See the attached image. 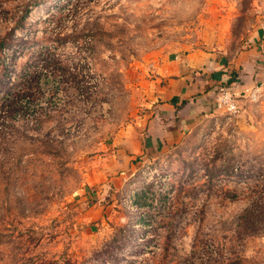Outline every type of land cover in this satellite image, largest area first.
Masks as SVG:
<instances>
[{"label": "rangeland", "instance_id": "374dc122", "mask_svg": "<svg viewBox=\"0 0 264 264\" xmlns=\"http://www.w3.org/2000/svg\"><path fill=\"white\" fill-rule=\"evenodd\" d=\"M259 23L264 0H0V264H264V87L86 185L165 62Z\"/></svg>", "mask_w": 264, "mask_h": 264}, {"label": "crops", "instance_id": "0c3cea01", "mask_svg": "<svg viewBox=\"0 0 264 264\" xmlns=\"http://www.w3.org/2000/svg\"><path fill=\"white\" fill-rule=\"evenodd\" d=\"M148 95L144 112L116 137L109 158L113 173L94 170L86 179L92 186L112 174L121 179L129 170L153 160L168 147L182 144L216 111L220 87L239 101L264 87V24L255 26L246 47L230 56L196 49L168 60Z\"/></svg>", "mask_w": 264, "mask_h": 264}, {"label": "built area", "instance_id": "2783aa9c", "mask_svg": "<svg viewBox=\"0 0 264 264\" xmlns=\"http://www.w3.org/2000/svg\"><path fill=\"white\" fill-rule=\"evenodd\" d=\"M254 97V92L251 93ZM237 98L225 87L218 89L217 97L215 100L216 108H221L228 113H235L238 110Z\"/></svg>", "mask_w": 264, "mask_h": 264}, {"label": "trees", "instance_id": "16d2710c", "mask_svg": "<svg viewBox=\"0 0 264 264\" xmlns=\"http://www.w3.org/2000/svg\"><path fill=\"white\" fill-rule=\"evenodd\" d=\"M36 4H31V5H25L23 7V14L20 16V21H24L28 18V16L30 15V13L32 12V9L34 7H36Z\"/></svg>", "mask_w": 264, "mask_h": 264}]
</instances>
